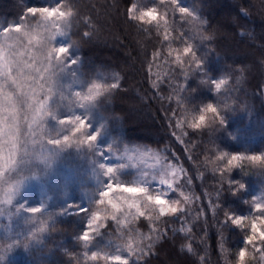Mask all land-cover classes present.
I'll return each instance as SVG.
<instances>
[{
    "label": "trees",
    "instance_id": "1",
    "mask_svg": "<svg viewBox=\"0 0 264 264\" xmlns=\"http://www.w3.org/2000/svg\"><path fill=\"white\" fill-rule=\"evenodd\" d=\"M59 2L0 0V18L17 20L29 7L53 6ZM64 3L78 13L72 18L71 37L79 47L86 75L110 72L120 77L119 87L110 90V104L103 102L104 111L120 119L124 140L156 148L167 162L179 167L181 177L177 186L190 194L188 203L174 193L172 197L184 204L183 219L162 217L157 221L167 237L153 249L155 254L140 264H201V257L203 264H225L221 235L225 237L224 248L233 264L235 253L245 246V232L236 226H222L220 222L225 219V210L239 215L250 213L251 206L246 201L264 194V170L242 160L240 167L229 174L227 158L217 157L222 151L264 152V67L259 63L264 57V0H179L181 6L206 21L203 29L193 27L174 13L170 0H155L158 11L166 14L168 40L163 38V22L157 31L155 25L137 27L128 20L129 0H64ZM85 32L90 35L85 36ZM182 32L188 35L181 38ZM200 32L205 35L211 32L213 38L201 42ZM189 42L195 43L197 53L204 57L203 68L208 78L230 77L228 89L222 88L220 94H215L210 85L200 83L207 77L199 72L184 80L183 72L195 67L191 57L182 52ZM177 52L181 54L182 66L175 62ZM239 68L246 70L242 76L236 71ZM184 83L186 89L179 90L178 85ZM177 90L189 107L209 101L219 104L224 125L221 127L213 117L195 135H189L192 130L186 124L176 128V117L169 121L165 107L170 103L172 109L177 108ZM160 96L171 100L161 101ZM224 105L228 107L223 108ZM229 176L244 183L246 188L233 194L228 187ZM221 184L223 191L217 199ZM215 204L221 207L213 213L211 205ZM86 222L83 214L56 219L48 224L47 235L37 247L5 264H78V261L103 264L86 261L83 256L84 249L77 237ZM186 225L190 232L177 230ZM133 229L141 233L149 231L143 218L131 227H123V235L114 222L108 221V227L99 236L104 246L114 248ZM188 244L195 255L186 248L181 250V245ZM246 247L249 253L246 264H264L263 253L252 246ZM88 251L90 255L91 249ZM131 264H137L134 257Z\"/></svg>",
    "mask_w": 264,
    "mask_h": 264
},
{
    "label": "rangeland",
    "instance_id": "2",
    "mask_svg": "<svg viewBox=\"0 0 264 264\" xmlns=\"http://www.w3.org/2000/svg\"><path fill=\"white\" fill-rule=\"evenodd\" d=\"M45 15L48 19L39 13L24 20L0 19V71L9 74L0 79V264L18 260L38 246L55 219L76 213L77 208L95 211V199L105 180L101 163L116 165L117 178L125 183L142 175L158 177L162 168L173 173L169 178L175 184L181 176L175 165L164 163L158 151L123 139L120 120L101 110L100 98L107 105L109 91L90 103L79 102L76 93H85L93 81L109 84L116 77L105 73L86 77L79 48L70 36L71 26L54 14ZM15 23L19 26L3 29ZM59 44L69 45L64 56ZM70 60L75 63L69 64ZM75 116L86 118L88 133L97 132L91 147L78 144L81 135L73 133L71 124L61 123ZM66 138L70 140L67 145ZM176 191L189 197L186 191ZM109 195L126 194L114 191ZM156 202L167 207L163 201ZM32 207L40 211L29 213ZM140 218L149 229L142 234L162 230L157 221ZM91 246V250H108L99 236Z\"/></svg>",
    "mask_w": 264,
    "mask_h": 264
},
{
    "label": "snow or ice",
    "instance_id": "3",
    "mask_svg": "<svg viewBox=\"0 0 264 264\" xmlns=\"http://www.w3.org/2000/svg\"><path fill=\"white\" fill-rule=\"evenodd\" d=\"M172 5V10L174 13L180 14L186 22L190 23L193 27L197 29H203L206 25V21L199 18L198 15L191 9L185 6H181L179 0H170ZM127 18L130 22H134L137 27L142 25H155L157 31L163 22L165 28L164 40H168V21L166 20V14L158 11L155 0H129L126 6ZM37 13L41 14L44 19H48V15L54 14L59 19L64 20L69 27L71 26V19L75 17L78 13L68 4L64 3V0H60L59 3L53 6H42V7H29L25 10V15L21 17V20L26 19L29 15L35 16ZM198 21V24L195 22ZM19 23L11 24L3 29H8L9 27L16 28ZM148 31V29H143ZM59 31V30H58ZM206 32L207 29H204ZM66 34V33H65ZM85 36L90 35L89 32L84 33ZM187 32L181 33V38L187 36ZM201 42L207 41L213 38V33L209 32L207 35L204 32H200ZM58 50L62 56L68 53L69 45L59 44ZM182 52L184 55L191 57V63L194 64V68L191 71L185 70L183 72L184 80L191 76L195 72H199L202 76L207 77V79L200 80L201 84L210 85L211 90L215 94H220L221 89H228L229 79L228 75H223L216 79L208 78L207 73L203 68L204 57L199 55L196 51L195 43H186L183 47ZM172 52H169L171 55ZM175 62L181 64L182 58L179 52L175 55ZM75 63V60H70L69 64ZM262 67H264V57L259 61ZM236 71L241 73V76L246 71L243 68L236 69ZM9 74L6 71H0V79H4ZM119 75H117L116 80L109 84L101 83L98 81H93L89 84L85 93H76L79 102L83 105L95 101L97 97L101 96L103 93L116 89L119 87ZM240 77H237V82H239ZM15 82V78H13ZM157 87H160L159 85ZM179 90L186 89V84L178 85ZM175 103L177 108L172 109L169 103L165 107V114L169 121L176 117V128H180L182 125L187 126L192 132L189 135H195L198 131L203 130L209 119L215 118L219 121V125L222 127L225 123L224 116L222 114V107L214 102H205L199 106L189 107L186 103L185 97L181 96L179 91L175 92ZM161 101L164 99L171 100V97H158ZM162 107H164L162 103ZM224 105L223 108H227ZM169 112L171 114H169ZM61 123L71 124L74 134H80L81 140L79 143H86L91 147L97 139V132L88 133V128L90 127L86 121V118L81 116L75 117H65L62 119ZM98 131V130H97ZM170 133V135H173ZM70 143V140L66 138L65 144ZM99 155L104 157V153L100 152ZM218 159L227 158L226 170L230 174L234 168H239V162L242 160L249 161L252 165L260 166V169L264 170V152L261 153H227L220 152ZM106 160L107 158L104 157ZM99 168L102 171L103 177L105 178L103 186L98 192V197L95 199L96 210L87 208H77L76 213H90L87 217V222L84 229L80 232L77 239L79 240L81 247L84 249L83 256L86 261L97 262L102 261L103 264H131V259L134 257L137 264L145 260L151 255H154L153 249L167 237L166 231H159L155 235H145L139 233L133 229L127 234V239L123 243H115L114 250L106 248L104 250L99 248L98 250H92L89 255V249L92 245L94 239L99 236L103 229L108 227V221L115 222L117 226V231L123 235V226L128 225L131 227V222L135 221L140 217H144L150 222L159 221L162 217H173L176 219H183V213L185 211L184 204L181 203L179 199H172L177 189V185L173 179L169 177L173 173L168 172L166 169H161L159 171L158 177L153 175L151 179L147 176L142 175L137 181L131 183L121 182L117 178V166L111 165L106 162L101 163ZM223 172V170H221ZM151 181V185H149ZM228 187L231 189L233 194H236L240 190H244L246 185L238 180L228 178ZM114 191H119L122 194L117 197H110V193ZM223 191V184H221V190L217 192V199H219L220 194ZM183 197L185 202L190 203V198L186 196L183 192L179 193ZM9 201L11 197L8 198ZM163 201L167 207L162 208L160 204L156 201ZM250 204L251 211L245 215L236 214L230 210H225V219L221 221L222 226H236L240 230L245 232L243 238L244 247H240L235 253L237 258V264H246V258L248 256V248L246 246H252L257 252L264 253V194L260 196H254L251 200L246 201ZM99 206H103L102 208ZM220 204L211 205V210L213 213L220 208ZM29 213H37L40 211L38 207H32L27 209ZM121 214V215H118ZM122 217V218H121ZM253 228L256 229V238H253ZM43 231V228H41ZM151 231V229H150ZM181 232H190V228H181ZM225 237L221 235L220 248L224 256L225 264H231L228 259L227 250L224 248ZM187 249L189 253L195 255L192 246L181 245V250ZM27 250V246L25 245ZM0 259H3L0 256ZM203 257H201V264H203ZM79 264V261H78Z\"/></svg>",
    "mask_w": 264,
    "mask_h": 264
},
{
    "label": "clouds",
    "instance_id": "4",
    "mask_svg": "<svg viewBox=\"0 0 264 264\" xmlns=\"http://www.w3.org/2000/svg\"><path fill=\"white\" fill-rule=\"evenodd\" d=\"M209 103H211V101H209ZM261 223H264V221H262ZM253 238H256V229L255 228H253ZM233 264H237V258L236 257H235Z\"/></svg>",
    "mask_w": 264,
    "mask_h": 264
}]
</instances>
